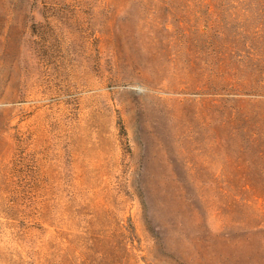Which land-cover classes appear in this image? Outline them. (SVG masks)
Returning a JSON list of instances; mask_svg holds the SVG:
<instances>
[{
	"label": "rangeland",
	"instance_id": "obj_1",
	"mask_svg": "<svg viewBox=\"0 0 264 264\" xmlns=\"http://www.w3.org/2000/svg\"><path fill=\"white\" fill-rule=\"evenodd\" d=\"M0 264H264V0H0Z\"/></svg>",
	"mask_w": 264,
	"mask_h": 264
}]
</instances>
